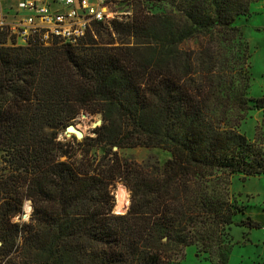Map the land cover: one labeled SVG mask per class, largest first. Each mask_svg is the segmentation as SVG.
Instances as JSON below:
<instances>
[{
	"label": "trees",
	"instance_id": "1",
	"mask_svg": "<svg viewBox=\"0 0 264 264\" xmlns=\"http://www.w3.org/2000/svg\"><path fill=\"white\" fill-rule=\"evenodd\" d=\"M253 1L121 0L132 15L99 22L79 46L0 47V264H176L192 245L227 264L242 212L230 178L264 175V150L239 131L264 110V97H248L235 24ZM193 38L199 49L181 47ZM81 111L102 117L97 163L88 152L72 161L58 139ZM136 147L171 157L118 156ZM118 180L131 193L125 214L112 212ZM27 200L29 222H14Z\"/></svg>",
	"mask_w": 264,
	"mask_h": 264
},
{
	"label": "rangeland",
	"instance_id": "2",
	"mask_svg": "<svg viewBox=\"0 0 264 264\" xmlns=\"http://www.w3.org/2000/svg\"><path fill=\"white\" fill-rule=\"evenodd\" d=\"M106 12L110 19H117L132 15L129 5L121 0H103ZM237 26L242 28L243 38L249 46L250 54V74L251 86L248 90V97H264V0L253 1L250 5V14L248 17H240L235 21ZM203 43L202 38H193L182 43L181 47L185 50H197ZM253 105L254 103L251 102ZM101 122L100 124H97ZM82 128L83 136L66 129L60 131L58 139L62 143L68 144L69 153L72 155V161L81 159L84 153L88 152V157L95 158L96 163L102 160L106 149L92 140L96 137V128L102 125V117L99 113L91 114L88 111H81L69 125ZM247 139L254 145L258 151L264 150V110L253 108L250 110L239 127ZM76 133V132H75ZM118 150V149H117ZM114 150L113 151H117ZM118 156L128 161L144 163L147 160H157L163 165L171 156L170 153L162 148H122L118 150ZM65 160V158H63ZM3 168L2 158H0V173ZM230 193L239 205L242 206V212L235 216V222L228 235V240L232 245V252L229 255L227 264H264V175L245 177L242 174H235L230 178ZM130 190L123 181H115L110 186L113 213H117V195L121 189ZM28 201V200H27ZM25 204L21 216L14 218V222L28 223L31 213L26 216ZM33 209V206H32ZM258 222L259 228H252L250 222ZM183 256L178 257L176 264H212L208 255L198 251L194 245L188 246L183 250ZM216 260V259H215ZM5 264V262L1 263ZM217 264V262L215 263Z\"/></svg>",
	"mask_w": 264,
	"mask_h": 264
},
{
	"label": "built area",
	"instance_id": "3",
	"mask_svg": "<svg viewBox=\"0 0 264 264\" xmlns=\"http://www.w3.org/2000/svg\"><path fill=\"white\" fill-rule=\"evenodd\" d=\"M111 20L103 0H0V47H76Z\"/></svg>",
	"mask_w": 264,
	"mask_h": 264
},
{
	"label": "bare ground",
	"instance_id": "4",
	"mask_svg": "<svg viewBox=\"0 0 264 264\" xmlns=\"http://www.w3.org/2000/svg\"><path fill=\"white\" fill-rule=\"evenodd\" d=\"M75 132L81 133L83 135L82 128L75 127ZM31 205L32 204L30 201H26V204H25L26 216L25 217H28V215L32 212ZM128 206H129V192L127 189L122 188L121 192L117 195V208H116L117 213H124Z\"/></svg>",
	"mask_w": 264,
	"mask_h": 264
},
{
	"label": "water",
	"instance_id": "5",
	"mask_svg": "<svg viewBox=\"0 0 264 264\" xmlns=\"http://www.w3.org/2000/svg\"><path fill=\"white\" fill-rule=\"evenodd\" d=\"M101 122L97 123L100 124ZM101 126V125H99ZM69 132L76 134L78 137H82L83 135L81 133H75V125L71 124L66 128V133L68 134ZM117 150V148H115ZM32 206V205H31Z\"/></svg>",
	"mask_w": 264,
	"mask_h": 264
}]
</instances>
